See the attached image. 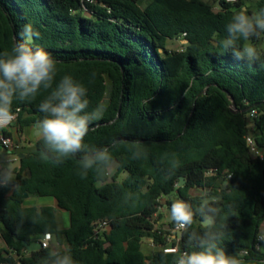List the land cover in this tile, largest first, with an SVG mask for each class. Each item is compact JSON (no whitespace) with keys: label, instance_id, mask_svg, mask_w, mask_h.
<instances>
[{"label":"trees","instance_id":"obj_1","mask_svg":"<svg viewBox=\"0 0 264 264\" xmlns=\"http://www.w3.org/2000/svg\"><path fill=\"white\" fill-rule=\"evenodd\" d=\"M147 1L142 7L143 0H0V52L32 24L41 33L32 46L58 62L57 82L71 74L83 83L86 111L107 106L75 157L58 163L41 138L23 158L20 147L12 153L19 166L11 179L0 171V264H52L53 253L67 252L75 264H175L165 250H197L201 241L264 264V67L236 61L219 46L233 12L251 11L250 0H220L218 11L202 0ZM261 7L264 0H257ZM180 39L182 50L168 48ZM254 42L264 48V41ZM45 95L14 101L17 118L9 127L19 134L35 128ZM6 129L0 133L13 140ZM102 150L111 159L82 178L79 161ZM3 156L10 153L0 145V162ZM33 198H52L56 207L28 205ZM163 200L185 201L195 213L180 240L156 229ZM57 211L69 215L65 230ZM104 221L109 229L97 231ZM46 235L49 248L27 250L24 243ZM146 239L158 247L151 255L143 250ZM53 242L61 248L55 251Z\"/></svg>","mask_w":264,"mask_h":264},{"label":"clouds","instance_id":"obj_2","mask_svg":"<svg viewBox=\"0 0 264 264\" xmlns=\"http://www.w3.org/2000/svg\"><path fill=\"white\" fill-rule=\"evenodd\" d=\"M226 36L219 42L223 53H229L240 62L264 67V48L254 41H264V7L249 11L244 6L233 12L225 25ZM10 50L0 52V123H11L13 103H31L42 90L47 93L38 104L43 118L36 121L35 129L45 145L60 158H72L85 147V137L93 121L103 118L107 106L98 104L89 108L88 88L71 74L63 75L57 82V60L41 47L32 46L41 33L32 24L26 23L18 33ZM95 73H93V77ZM138 155V154H137ZM111 159L107 150L85 155L80 161L82 178L97 163ZM11 179V173L5 178ZM171 219L181 227H190L195 220L191 206L177 200L170 207ZM208 235L207 233L205 234ZM175 264H247L239 255L228 254L215 243L201 241L200 248L192 251L171 249ZM52 264H75L70 252L53 253Z\"/></svg>","mask_w":264,"mask_h":264},{"label":"rangeland","instance_id":"obj_3","mask_svg":"<svg viewBox=\"0 0 264 264\" xmlns=\"http://www.w3.org/2000/svg\"><path fill=\"white\" fill-rule=\"evenodd\" d=\"M202 1L209 3L210 5H212L215 8L216 11H218L220 0H202ZM147 4H148V1L143 0L142 7H145ZM256 4H257V0H250L249 1L248 5H249V8L251 11L257 10ZM184 44H185V42L182 39L170 41L168 43V48L170 50H179L180 51L183 49ZM35 138H36L35 132L32 129H26L25 133L22 136L16 135V140L19 142L18 145L20 147V151H18V153L22 152V150L24 149V148L22 149V147H25L28 144V142L33 143ZM15 143H17V142H15ZM18 153H17V155H18ZM17 155L15 154L13 156H8V158H13V157H16ZM2 165L4 167L3 173L6 175H9V173H11V175H12L14 172V169L19 166V163L17 162L15 164H8L5 162H2ZM115 171H116V166L111 167L110 177H112L114 175ZM126 177H127V174H123L120 177V180L126 179ZM190 194L192 196H198V197L204 196V193L200 190H192L190 192ZM27 204L31 205V206H40V205H44V206L48 205L49 206V205L55 204V201L52 198H33V199L29 200L27 202ZM170 207L171 206L167 205L166 201L162 202V206L160 208L161 209V215H158L155 217V221H154L155 226L158 230H161L163 232L171 231V233L174 236H178L179 237L178 240H180V237H182V232L177 231V230H171V228H170V224L173 221L171 219ZM57 217H58V222H59L60 226H62V220L65 219L64 222L66 224V227H68V225H69L68 213L63 212V211H58ZM262 232H263V236H264V227H263ZM52 244H53V248L55 251L61 248L59 245H56L55 242H53ZM4 247H5V245H4L3 240L1 238V235H0V249L4 248ZM143 250L147 255H151L155 251L158 250V247L152 242V240L146 239L143 241Z\"/></svg>","mask_w":264,"mask_h":264},{"label":"built area","instance_id":"obj_4","mask_svg":"<svg viewBox=\"0 0 264 264\" xmlns=\"http://www.w3.org/2000/svg\"><path fill=\"white\" fill-rule=\"evenodd\" d=\"M85 1L89 4L95 3L94 0H85ZM184 36H186V35H184ZM16 118H17V115H13V119H12L11 123H7V124L0 123V129L8 128L16 120ZM248 143H249V146L251 147L252 151L259 154L256 151L255 143L252 140V138H248ZM0 145L4 148L5 151L10 153V156H13L12 153H14L19 148V146L13 140L5 138L3 136V134H1V133H0ZM18 160H19L18 156L13 157V158H8L7 156H3V162L8 163V164H15L18 162ZM3 169H4V167L2 165V162H0V171H3ZM96 228H97V231H100V232L107 231L109 229L108 222H106V221L98 222V223H96ZM175 230L183 232L185 230V228L178 225L175 228ZM260 241H264L263 233L260 236ZM51 242H52V236L46 235L44 238L41 239L40 243L42 245V248L47 249L51 246ZM171 249H177V248H170V249L165 250V252L168 253ZM15 264H20V262H16Z\"/></svg>","mask_w":264,"mask_h":264},{"label":"crops","instance_id":"obj_5","mask_svg":"<svg viewBox=\"0 0 264 264\" xmlns=\"http://www.w3.org/2000/svg\"><path fill=\"white\" fill-rule=\"evenodd\" d=\"M8 132H10L11 134H12V138H13V141L14 142H17L18 144H19V142L16 140V135L17 136H22L23 134H19L18 133V131H17V128H14V127H9V128H7L6 129ZM32 130L35 132V140L33 141V143H30V142H28V144L25 146V147H22V153H20L19 154V157L20 158H23L22 156H24L23 155V153H28V152H30V151H32V149L34 148V146H35V144L37 143V141L40 139L39 138V136H38V133H37V130L35 129V128H32ZM16 134V135H15ZM163 201H165V200H163ZM162 201V202H163ZM42 206H44V205H40V206H36V207H42ZM45 206H48V205H45ZM50 206H54V207H56V204H53V205H50ZM161 208V207H160ZM159 208V211H158V213L155 215V217L156 216H158V215H161V209ZM57 213H58V211H57ZM57 213H56V215H57ZM155 217H154V221H155ZM57 221H58V217H57ZM65 219H63L62 220V226H60L59 225V222H58V226H59V228H60V230H65V229H67L68 227H69V225H70V221H69V225H68V227H66V224H65ZM157 229V228H156ZM178 236H174L173 238L174 239H176ZM181 238V237H180ZM37 241H39V240H37ZM40 242H41V239H40Z\"/></svg>","mask_w":264,"mask_h":264},{"label":"water","instance_id":"obj_6","mask_svg":"<svg viewBox=\"0 0 264 264\" xmlns=\"http://www.w3.org/2000/svg\"><path fill=\"white\" fill-rule=\"evenodd\" d=\"M23 157V156H22ZM184 183V180L182 179V184ZM25 198L27 199L28 198V195L25 196ZM211 220H207L203 223V225L206 227V226H209L211 225ZM24 245L26 246L27 250L29 252H35V251H39L42 249V245L40 242L36 243V244H33V245H28L27 243H24Z\"/></svg>","mask_w":264,"mask_h":264}]
</instances>
